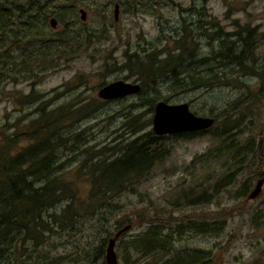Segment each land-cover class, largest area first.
Returning a JSON list of instances; mask_svg holds the SVG:
<instances>
[{"label": "rangeland", "instance_id": "obj_1", "mask_svg": "<svg viewBox=\"0 0 264 264\" xmlns=\"http://www.w3.org/2000/svg\"><path fill=\"white\" fill-rule=\"evenodd\" d=\"M2 1L22 4L20 1L24 0ZM116 4H119L117 20L114 13ZM42 6L40 10L45 16L32 9L18 20L16 15L14 33L26 27L29 30L22 29L21 32L22 37H27L24 42L32 40L49 45L46 41L50 36L66 32L81 42V48L71 58H63L60 68L42 74L34 85H31L32 80H28L30 73L23 74L18 83L0 85V147L7 146V137L13 133L20 135L17 145L27 144L28 140L21 138L23 131L42 109L48 112L62 106L69 112L80 110L78 120L74 124L67 123L73 131L68 135V146L78 144L80 147L74 152L66 147L60 150L61 163L57 175L65 182L70 181L81 198H87L91 188L89 169L83 165L90 154L84 150L97 151L124 139H133L138 135L129 132L134 129L129 123L134 115L143 127L139 134L152 130L155 110L151 112L150 106L142 103L139 95L113 101H104L98 96L99 89L107 83L137 81V76L132 75L125 64L129 55L153 54L158 60H163L169 53H179L178 48L184 40L196 58L219 46L221 38L216 32L222 31L223 36L230 34L232 39H236L233 34L237 32L241 33V39L250 36L253 48L248 65H252L255 73L227 68L226 82L210 89L196 88L179 94L169 90L165 78L160 81V100L165 101V98V102L173 104L187 102L195 114L215 118L211 128L216 131L230 116L232 121L239 123L236 133L240 134L242 142L255 141L254 152L241 167L239 182L214 188L222 177L219 173L223 170V159L208 156L210 161L205 168L202 162L195 160L208 154V149L215 150L218 141L211 132L192 138H176L169 134L163 135L164 144L171 145L166 160L155 166L145 180L135 184L134 193L129 190L114 200L125 208L148 204L167 207L180 186L196 188L199 181L208 175L209 201L181 212L175 210V214L182 218V212H186L198 220H220L225 228L218 236L203 233L177 236L174 251H210V264H264V0H42ZM81 9L87 12L86 20L81 19ZM28 15L32 16L31 26L27 22ZM57 15L62 16V20ZM52 18L58 20L56 28L51 25ZM15 45L12 41L0 45V54L5 49L15 51ZM15 53L22 57L20 50ZM260 144L261 150L258 149ZM17 149L16 146L13 151ZM195 169L200 174L196 178L193 177ZM184 178L185 183L178 182ZM259 182L262 183L261 190L251 198L250 194ZM248 183L249 191L241 196L240 189ZM65 205V201L58 202L44 214L45 224L51 230L46 231L42 238L50 241L44 242L47 246L45 252H54L71 261L69 241L65 239L70 231ZM81 209L79 204L78 211L84 214ZM53 213L56 218L51 217ZM142 230L128 225L116 232L118 264H125L123 257L127 256L118 252L121 239H128ZM95 238L99 239L96 232L86 233L88 248ZM32 246L33 242L28 241L26 254ZM35 255L36 252L31 253L36 258ZM104 260H98L95 253L91 261L82 257L75 262L102 264ZM18 262L33 264L34 260L29 261L16 252L12 255V264Z\"/></svg>", "mask_w": 264, "mask_h": 264}, {"label": "trees", "instance_id": "obj_2", "mask_svg": "<svg viewBox=\"0 0 264 264\" xmlns=\"http://www.w3.org/2000/svg\"><path fill=\"white\" fill-rule=\"evenodd\" d=\"M20 2L22 4L0 0V45L12 41L16 43L15 51L20 50L22 53L20 58L10 49L0 54L3 58L0 57V85L18 83L22 80L21 76L28 73L31 76L24 79L32 80L31 85H34L42 74L60 68L63 58H71L81 48V42L66 32H56V35L50 36L46 41L49 45L32 40L24 42L27 37L21 36L22 29H29L21 27L14 33L16 15L18 20L31 9L40 14L44 12L40 10L43 9L42 0ZM58 17L62 20V16ZM27 22L29 26L32 25L31 15L27 16ZM216 35L221 38L219 46L213 48L211 53L196 58L184 40L178 48L179 53H169L163 60H158L153 54L128 56L125 64L131 74L137 76L136 82L141 83L137 95L141 97L142 103L150 106L151 112L155 110L156 103L161 101L160 81L163 78L169 84V90L179 94L196 88L210 89L226 82L224 78L227 79V68H240L246 73L256 72L252 65H248L253 48L250 36L241 39V33L237 32L233 34L236 39H232L230 34L223 36L225 34L222 31L216 32ZM29 98L33 99V96L29 95ZM79 113L80 110L69 112L62 106L48 112L42 109L23 131L21 138L27 139V144L17 145L20 135L13 133L7 137V146L3 149L0 147V264H12V255L16 252H20L29 261L33 259V264H77L75 259L85 257L91 261L95 253L98 260L105 258L102 264H107V243L116 236V232L128 225L143 230L119 242L118 252L127 255L123 257L125 264H210V251H174L177 236L186 233L218 236L225 228L224 222L220 220H198L186 212H182V218L175 214V210L181 212L209 201L211 194L206 186L208 175L199 181L197 189L190 185L188 189L180 186L167 207L148 204L125 208L114 200L129 190L134 193L135 184L145 180L171 152V145L163 142L164 136L156 135L153 130L139 134L143 127L135 115L129 120L134 128L129 132L132 135L138 134L133 139H124L112 147H103L97 151L84 150L90 154L83 161V165L89 169L88 178L91 181L87 198H81L70 181L65 182L57 175L61 163L60 150L66 147L74 152L80 147L78 144L68 146V135L73 131L67 125L68 122L74 124ZM230 118L217 131L211 128L171 135L176 138H192L211 132L217 138L215 150L208 149V154L195 158L202 162L203 168L210 161L208 156L223 159V170L219 173L222 177L214 188L218 185H236L242 174L243 163L248 162L254 152L255 141L249 139L243 143L240 134L236 133L238 121ZM16 146L18 149L13 151ZM261 148V144L258 145V149ZM199 176L195 169L193 177ZM185 180L180 179L178 182L185 183ZM248 185L244 184L240 189L241 196L249 191ZM61 201L66 202L64 212L67 214L66 223L70 231L65 239L69 241L71 261H66L54 252H45L47 246L44 242L46 244L50 241L49 238L46 241L42 238L46 231L51 230L45 224L44 214ZM79 204L84 214L78 211ZM51 217L56 218V215L53 213ZM92 231L99 235L98 244L95 238L90 242L91 248H88L85 235ZM28 241H32L33 246L26 254ZM32 252H36V258L31 256Z\"/></svg>", "mask_w": 264, "mask_h": 264}, {"label": "water", "instance_id": "obj_3", "mask_svg": "<svg viewBox=\"0 0 264 264\" xmlns=\"http://www.w3.org/2000/svg\"><path fill=\"white\" fill-rule=\"evenodd\" d=\"M81 19L86 20L87 12L81 9ZM115 19H118L119 4L115 5ZM51 25L56 28L57 20L52 18ZM141 90L139 82H129L117 80L102 86L98 91L99 98L103 100H112L121 97L130 96ZM216 119L209 116H200L195 114L187 102L183 103H167L163 100L155 105L153 116L152 130L158 136L177 134L190 131H202L211 128L215 124ZM261 182H259L250 194L251 198L256 197L261 190ZM117 237L109 240L106 249L107 264H118V257L115 250Z\"/></svg>", "mask_w": 264, "mask_h": 264}, {"label": "flooded vegetation", "instance_id": "obj_4", "mask_svg": "<svg viewBox=\"0 0 264 264\" xmlns=\"http://www.w3.org/2000/svg\"><path fill=\"white\" fill-rule=\"evenodd\" d=\"M56 19V18H55ZM57 20V19H56ZM57 22H58V20H57ZM134 83H136V81L134 82ZM140 83V82H139ZM108 84V83H107ZM106 85V84H105ZM140 85H141V83H140ZM104 86V85H103ZM139 93V92H138ZM133 95H137V93L136 94H133ZM131 96V95H130ZM126 97H128V96H126ZM124 98V97H123ZM117 99H122V97L121 98H117ZM103 100V99H102ZM113 100H116V99H112V100H104V101H113Z\"/></svg>", "mask_w": 264, "mask_h": 264}]
</instances>
